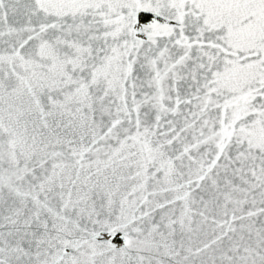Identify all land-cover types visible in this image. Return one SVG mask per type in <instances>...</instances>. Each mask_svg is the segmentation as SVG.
<instances>
[{
	"label": "snow or ice",
	"instance_id": "1",
	"mask_svg": "<svg viewBox=\"0 0 264 264\" xmlns=\"http://www.w3.org/2000/svg\"><path fill=\"white\" fill-rule=\"evenodd\" d=\"M0 264H264V0H0Z\"/></svg>",
	"mask_w": 264,
	"mask_h": 264
}]
</instances>
